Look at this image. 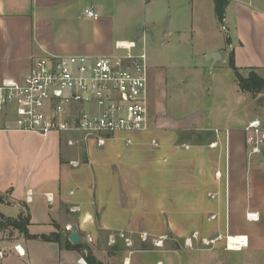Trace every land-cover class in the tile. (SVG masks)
<instances>
[{"label":"crops","instance_id":"0c3cea01","mask_svg":"<svg viewBox=\"0 0 264 264\" xmlns=\"http://www.w3.org/2000/svg\"><path fill=\"white\" fill-rule=\"evenodd\" d=\"M228 1L224 22L220 24L214 0H149L146 3L142 0L93 3L89 0H0V83L23 78L36 59L121 57L127 52L119 46L135 43L132 52L138 55L145 51L147 55L151 131L121 133V140L132 146L134 140L141 145L152 137L151 145L164 156L161 162L170 164L174 187L180 185L191 195L190 206L203 209L206 191L208 197L215 196L216 211L207 221L217 223L199 227L192 234L198 233L206 239L244 235L249 239V247L243 251L264 253V153L248 157L244 132L249 122L264 121V118L247 102V94L239 90L236 75L229 66L230 55L234 53L241 74L247 72L248 76L256 71L264 79V0ZM91 5L98 19L85 15ZM186 13L190 14L189 23H184ZM167 22L171 29L162 33V48L176 50L174 41H182L190 31V41L194 49L200 48L203 57L220 53L222 59L215 64L206 61V66L201 68L195 66L193 75L169 73L165 63L147 54L145 45L147 24L161 29ZM139 33L141 36L136 41ZM224 65L229 66L234 80L229 78L231 74L225 72ZM206 75L213 79L219 103L215 100L213 109L198 113L197 103L190 98L185 100L190 114L183 117L169 114V89L201 85ZM242 100L245 106L239 108ZM201 115L220 125L221 128L215 129L219 132L195 127ZM117 135L108 141L116 140ZM69 140L75 141V146H70ZM154 140L158 146L153 145ZM213 143L216 145L211 147ZM104 147H98L93 141L85 142L80 134L40 136L19 132L12 117L0 116V224L21 214L29 216L28 230L32 236H49L58 230L63 236H69L66 227L71 226L81 234L83 243L86 237L93 239L88 245L104 264H108L102 250L105 236L120 232L157 236L137 227L135 216L124 217L128 205L124 192L134 183L128 177L136 175L137 165L132 167L117 155V162H110L108 157L99 166L92 159V150ZM74 148L83 150L84 159L80 163L73 157L71 149ZM133 156L137 158L135 153ZM80 166H87L89 170L73 171ZM87 182L91 183L87 184L90 187L85 186ZM135 184L141 185L135 182L134 188ZM112 186L117 189L113 203L110 201ZM174 197L170 200L175 201ZM181 198L183 203L184 197ZM248 213L259 214V221H248ZM198 215L195 211L193 220ZM213 215L215 220L210 219ZM144 216L140 217L141 222L152 223L149 216ZM176 224L171 221L170 233L183 239L192 236L184 226ZM164 232L163 226L157 234ZM0 253L3 254L0 264H84L78 252L39 238H27L13 227L0 226Z\"/></svg>","mask_w":264,"mask_h":264},{"label":"built area","instance_id":"2783aa9c","mask_svg":"<svg viewBox=\"0 0 264 264\" xmlns=\"http://www.w3.org/2000/svg\"><path fill=\"white\" fill-rule=\"evenodd\" d=\"M89 1L93 3L97 0ZM142 1L146 3L149 0ZM85 15L89 19L99 17L92 5L85 10ZM119 48L127 53L121 57L52 56L34 60L23 78L6 79L0 83V116L12 117L15 130L19 132L40 136L80 134L85 142L93 141L98 147H104L108 138L119 133H149L146 52L135 55L132 52L136 48L135 43L121 44ZM152 143L158 146L156 140ZM245 143L249 158L264 153L263 121L248 123ZM68 144L75 146L76 142L69 140ZM72 164L78 165L75 162ZM217 176L220 177L221 173L218 172ZM209 196L215 198L214 195ZM246 217L252 222L260 219L257 213H248ZM210 219L215 220L216 216ZM66 231L71 233L73 228L67 226ZM111 236V244L116 242L114 237L129 242L124 233ZM141 237L144 241L148 238L147 234ZM88 241L92 243L93 239L88 237ZM193 241H202L206 246L224 241L225 250L229 252H241L249 247V239L244 235H219L206 239L194 233L186 239V244L193 246ZM19 253L24 254L20 250ZM0 256L3 257V254L0 253ZM83 263L87 264L85 260Z\"/></svg>","mask_w":264,"mask_h":264},{"label":"rangeland","instance_id":"374dc122","mask_svg":"<svg viewBox=\"0 0 264 264\" xmlns=\"http://www.w3.org/2000/svg\"><path fill=\"white\" fill-rule=\"evenodd\" d=\"M184 16L186 18L184 23H189L190 14L186 13ZM161 29H156L151 26V24H147L145 27V45L147 54L151 56L152 59H158V61L165 63L164 66L168 67L169 73L173 72L172 75L174 76H180L184 73L193 75L195 70L192 68L195 66L199 68L206 66V56H202L200 48L194 49L193 43L190 41L192 39L190 31L186 33L187 35L184 36L182 41H174L177 46L176 50H173V48L164 49L160 46L162 33L164 31H170V24H168V22L163 24ZM222 33L226 35L224 30H222ZM231 33L233 36V32ZM178 41H180L181 44H178ZM170 68L173 69L170 70ZM224 70L228 72V74L230 73L231 77L229 78L234 80L235 76L232 71H230L228 65H224ZM206 74L208 75V71ZM207 75L203 79L201 85L196 84L189 87L186 86V88L180 86L179 89H169V114L173 113L179 117L190 114L191 112L188 111L190 108H186L185 106V100H189L190 98L194 100L193 103H197L198 106L195 108H197L196 110H198V113L203 110L214 108L215 100H217V96L214 93L215 84H213V79L207 77ZM242 75L246 77L247 72H244ZM173 81H175V79ZM246 94L247 102L252 103L259 117L264 118V93L258 95ZM217 101L219 103V100ZM244 104L245 102L242 100V105L239 108L245 106ZM194 126L204 130L210 129L211 131L212 129L213 132L216 128H221L220 125L212 123L207 117H202V115L197 119ZM125 134L126 133H124V135ZM121 136L123 135H119L116 140L108 141L107 146L104 148L92 150V159L100 166L105 162L104 159L110 157V162H117V155H121L122 161L129 163L132 167L137 165L138 172L140 173L136 170V175L130 173L131 176L128 178L134 183L139 181L141 185L135 184L134 188L133 183L129 185L130 187L128 190L124 192L125 203L128 204V208L126 207L125 209L126 215H124V217L128 216L129 219L135 216L134 221H136L134 223H136L137 227H140V229L146 228L151 234L153 233L157 236L148 237L144 241L140 233L124 232L125 238H127L129 242L125 241L126 239L124 238L114 237L116 242L113 244L110 243L112 236H103V257L107 260L108 264H126L127 262L128 264H264V253H253L247 250L243 252H229L225 250L224 241L218 242L212 246H206L202 241H193V246H189L186 244V238H179L170 233L168 226L171 224V221L176 222L177 227L184 226V230L187 232L189 231V235L199 227H209L216 224L217 221H207L208 216L216 211L214 207L216 206V200L208 197V192L206 191L205 198H203L205 204L203 209L199 206L196 208L190 206L191 204L188 202L191 203V195L183 191L180 185L174 187L173 176L170 174V164L168 165L161 162L164 156L160 155L158 149H155L151 145L152 137L146 139L144 144H136L134 140V145L127 146L125 142L121 140ZM71 151L74 153L73 157L76 158L75 161L80 163L84 159L82 149L74 148L71 149ZM192 151H194V149H192ZM96 152L98 156H95L97 155ZM134 153L137 155L135 159L133 156ZM87 170H89L87 166H80L73 171L87 172ZM135 179H138V181H134ZM87 184L90 185L91 183L87 182L85 186H88ZM112 188L113 189L110 190L111 203L115 201L114 197L117 192L115 187L112 186ZM173 194H175V196L177 194L178 199L177 197L175 198ZM186 194L187 196H185ZM172 196L175 201H173V199L170 200ZM181 197H184L183 203ZM186 198H189V200ZM195 211L199 212L197 220H193ZM141 216H149L152 223L141 222ZM163 226L165 229L164 234H157ZM154 228L157 229V232L154 231ZM159 242H162L161 246L156 245V243L159 244ZM85 243L91 245L88 241V237H86Z\"/></svg>","mask_w":264,"mask_h":264},{"label":"trees","instance_id":"16d2710c","mask_svg":"<svg viewBox=\"0 0 264 264\" xmlns=\"http://www.w3.org/2000/svg\"><path fill=\"white\" fill-rule=\"evenodd\" d=\"M214 2L217 19L219 23L222 24L224 22L225 10L229 1L214 0ZM229 66L236 75L237 84L241 92L252 95L264 93V79L256 71H251L247 77H244L236 66L234 53H231L230 55ZM1 200L2 198H0V201ZM29 225L30 217H24L23 214H21L17 219H6L4 224H0L1 227H13L20 233L24 234V236L27 238H39L46 243H55L66 250L76 251L82 256L87 264H104L96 258L91 246L88 244L82 242L80 244L73 245L68 240V236H63V234L59 232L60 230H58L57 233H53L49 236H32L29 234Z\"/></svg>","mask_w":264,"mask_h":264},{"label":"water","instance_id":"95a60500","mask_svg":"<svg viewBox=\"0 0 264 264\" xmlns=\"http://www.w3.org/2000/svg\"><path fill=\"white\" fill-rule=\"evenodd\" d=\"M141 34L139 33L138 36L135 38L137 41ZM222 57L220 53H213L206 56V61H210L211 63L215 64L217 61L221 60ZM68 240L73 244L77 245L83 242V237L78 231H73L69 234Z\"/></svg>","mask_w":264,"mask_h":264},{"label":"bare ground","instance_id":"6f19581e","mask_svg":"<svg viewBox=\"0 0 264 264\" xmlns=\"http://www.w3.org/2000/svg\"><path fill=\"white\" fill-rule=\"evenodd\" d=\"M159 246H161V245H159ZM128 263V262H127Z\"/></svg>","mask_w":264,"mask_h":264}]
</instances>
